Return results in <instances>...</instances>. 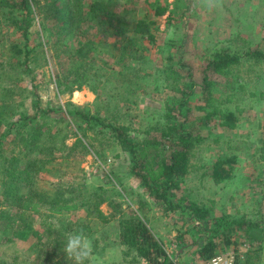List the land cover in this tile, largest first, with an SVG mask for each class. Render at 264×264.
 Returning a JSON list of instances; mask_svg holds the SVG:
<instances>
[{
    "label": "rangeland",
    "instance_id": "rangeland-1",
    "mask_svg": "<svg viewBox=\"0 0 264 264\" xmlns=\"http://www.w3.org/2000/svg\"><path fill=\"white\" fill-rule=\"evenodd\" d=\"M29 1L34 12L25 22L32 49L29 68L0 69V138L5 139L0 155L8 161L16 158L13 166L18 164L20 169L29 159L42 155L48 162H36L24 170L21 192L34 189L48 202L59 195L61 199L89 201V206L48 220L66 235L83 229L93 245V255L85 264H147L142 260L132 263L119 243V221L132 212L147 222L174 264H199L193 255L196 244L205 239L201 224L184 211L165 210L154 202L131 173L129 157L107 129L99 125L85 128L67 112L76 108L99 115L104 123L117 121L128 126L137 140L158 137L166 122L165 101L178 100L164 87L161 68L181 58L192 80L199 83V66L214 48L230 45L240 53L251 49L264 52V0H215L211 8L203 0H100L114 19L101 12L98 18H86L85 13L71 31L66 28V0ZM91 1L83 0L85 12ZM157 6H166L168 12L155 16ZM23 13L15 9L11 15L1 16L2 62L15 59V49L24 45L22 33L12 22V17H23ZM140 19H154L150 27L153 40L133 38L127 32ZM84 76L90 77L89 83L81 90L76 86L70 90ZM239 82L245 92L236 94L228 106L238 105L242 110L237 127L230 130L218 127L214 120L199 129L206 111L199 89H193L188 128L206 141L194 161L198 171L188 175L173 194L186 197L180 207L186 203L207 210L210 226H218L223 218L256 223L258 227L228 230L230 241L221 245L216 256L232 258L234 264L237 253L240 264H264V62L241 58L236 68L216 79L213 90L223 99ZM37 105L58 110V114L35 122L42 125V134H50L53 140L42 138L43 151L32 156L28 146L32 124L20 117L31 116ZM222 159L230 161L228 179L215 184L212 178L201 176ZM8 161L5 170L10 169ZM3 185L0 174V264H47L39 257L44 241L34 235L36 230L46 233L40 214H29L23 224L17 221L12 225L16 199L6 194L9 183ZM100 200L98 208L103 215L93 207ZM43 208L48 213V204ZM2 212L8 219L1 218ZM216 240L222 244L224 239ZM180 241L187 246L180 248ZM247 257L251 258L246 261ZM64 264L74 261L68 259Z\"/></svg>",
    "mask_w": 264,
    "mask_h": 264
},
{
    "label": "trees",
    "instance_id": "trees-1",
    "mask_svg": "<svg viewBox=\"0 0 264 264\" xmlns=\"http://www.w3.org/2000/svg\"><path fill=\"white\" fill-rule=\"evenodd\" d=\"M66 4L67 8H69L66 28H69L70 31L71 28H74L81 21V18H85L83 17L85 13L87 15L86 18H98L101 12L102 15L104 14L114 19L113 12L105 2L100 0L91 1L87 12L84 10L83 0H66ZM15 9L24 12L23 17H12L15 28L23 35L24 45L15 49L13 58H16L12 61L2 62L0 60V69H5V67L9 69L16 68L18 70L21 67L28 69L29 63L32 60L30 57L32 49L29 48L31 42L29 28L25 23L28 21L29 16L34 13L30 1L0 0V19L3 16L2 14L8 13L11 15ZM166 11V6H157L154 8V15L162 16ZM153 20H137L127 32L133 38L141 37L151 41L154 39V36L150 33ZM1 41L0 39V43ZM241 58H251L253 63H257L259 60L264 62V52L260 51V49H251L240 53L239 51L231 50L230 45L214 48L203 58L199 66L201 69L199 83L192 80V75L185 68L186 65L182 62L181 58L174 65L163 66L160 70V76L165 80L164 87H167L178 100L174 103L165 101L163 108L165 110L164 118L166 122L160 127L161 130L158 137H144L137 140L130 135V128L128 126L122 125L117 121L104 123V120H101L99 115L90 114L83 110L80 111L76 108H72L67 112L68 116L72 119L83 123L85 128L90 129L99 125L101 128L107 129L119 146L120 151L129 157L131 173L141 182L154 202L165 210L184 211L191 220L201 224L205 239L196 244L197 250L195 255H193L196 257L198 263L205 262L220 252L221 245L224 246V243L230 241L231 237L228 236L229 231L242 227L245 229L258 227L251 220L246 223L241 218H234L228 221L223 218L221 219L223 222L218 223V226H210L206 223L207 221H211L207 210L194 204L187 206L186 203L183 204V207H180L182 199L186 197L177 192L175 195L173 194V191L179 189L181 183L184 182L188 175L198 171L199 166L194 161L197 159L200 148L206 141L205 138L199 134H194L192 129L188 128L190 116L193 112V109L189 105L191 97L195 94L193 89L195 87L199 89L206 111V116L200 120L201 125L199 129L207 128L211 120L216 121L217 126L220 128L225 127L230 130L237 127L238 114L242 109L238 105H234L231 108L228 106V103L233 102L236 94L245 92L243 83H236V86L232 87L233 91L227 92L223 99L216 96L213 86L218 77L236 68ZM89 80L90 77L84 76L80 82H74L70 90H73L75 86L76 90H81L85 84L89 83ZM49 114H58V110L43 109L40 105H37L36 111L31 116L24 114L20 117V120H26L32 124L29 129L30 140L28 143L32 156L34 152L40 154L43 151L44 147L41 145L42 138H48L50 141L53 140V136L51 137L50 134H42L43 129L41 124L35 123L38 118H44ZM4 140V136H1L0 147ZM79 141L81 142L80 139ZM3 157L5 156L0 155L2 165L0 174L3 186L9 183V186L6 187V194L10 195L12 199H16V204L13 207L16 214L14 220H11V224L14 225L17 221L23 224L29 214H40L42 225L46 227V233H41V230L34 231V235L38 236L41 243L44 241V245L39 251V257L45 258L47 264H64L68 261L64 252L68 235L59 229L55 230V224L48 223V220L56 217L62 218L64 212H74L84 206H89V201L79 202L78 197L61 199L59 195L55 196L54 200L48 202L45 201L44 194L38 193L34 189H31L27 194H23L21 192V183L24 178V170L34 167L36 162H40L42 165L48 162H45L43 155L42 157H31L33 159H29L26 167L20 169L18 164L13 166L16 158L8 161V159ZM7 161L10 165L9 170H5V168L9 167L7 166ZM229 162L228 159L216 160L210 169L203 170L201 176L210 177L215 184H220L231 176L227 167ZM202 168L204 169V166ZM172 196H176V199ZM101 200L93 205L95 212L100 214H102V210L98 208V204ZM46 204H48V213L43 211V207ZM3 214L4 212H2L1 218L6 219L7 216ZM131 214L129 217H122L123 219L119 221V243L125 247V256L130 255L132 263L142 260L147 264H174L171 255H168L156 241L155 235H153L147 222L141 219L138 214L133 212ZM58 233L62 234V236H59ZM220 236L224 239L222 244L216 240ZM184 246L186 247L187 243L180 241L179 247L182 248ZM254 255L255 253H252L251 257L254 258ZM249 258L247 257L246 261ZM239 259L240 257L236 253L234 264H240ZM248 264H252V262H248Z\"/></svg>",
    "mask_w": 264,
    "mask_h": 264
},
{
    "label": "clouds",
    "instance_id": "clouds-1",
    "mask_svg": "<svg viewBox=\"0 0 264 264\" xmlns=\"http://www.w3.org/2000/svg\"><path fill=\"white\" fill-rule=\"evenodd\" d=\"M215 0H203V3L211 8ZM64 252L68 259L74 261V264H85L93 255V245L83 229L68 235L64 246Z\"/></svg>",
    "mask_w": 264,
    "mask_h": 264
},
{
    "label": "built area",
    "instance_id": "built-area-1",
    "mask_svg": "<svg viewBox=\"0 0 264 264\" xmlns=\"http://www.w3.org/2000/svg\"><path fill=\"white\" fill-rule=\"evenodd\" d=\"M200 264H232V258H228L225 255H218Z\"/></svg>",
    "mask_w": 264,
    "mask_h": 264
},
{
    "label": "crops",
    "instance_id": "crops-1",
    "mask_svg": "<svg viewBox=\"0 0 264 264\" xmlns=\"http://www.w3.org/2000/svg\"><path fill=\"white\" fill-rule=\"evenodd\" d=\"M167 12H168V11H166L165 14H166ZM163 15H164V14H163ZM163 15H162V16H163ZM166 252H167V251H166ZM179 252H180V250H179ZM167 253H168V252H167ZM168 255H169V253H168ZM232 261H233V260H232ZM143 262H144V261H143ZM145 263H146V262H145ZM199 264H200V263H199ZM243 264H244V263H243Z\"/></svg>",
    "mask_w": 264,
    "mask_h": 264
}]
</instances>
